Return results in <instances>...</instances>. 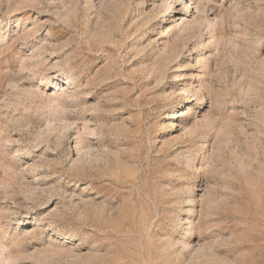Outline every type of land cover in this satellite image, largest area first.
I'll return each instance as SVG.
<instances>
[{
    "label": "rangeland",
    "instance_id": "374dc122",
    "mask_svg": "<svg viewBox=\"0 0 264 264\" xmlns=\"http://www.w3.org/2000/svg\"><path fill=\"white\" fill-rule=\"evenodd\" d=\"M0 264H264V0H0Z\"/></svg>",
    "mask_w": 264,
    "mask_h": 264
},
{
    "label": "bare ground",
    "instance_id": "6f19581e",
    "mask_svg": "<svg viewBox=\"0 0 264 264\" xmlns=\"http://www.w3.org/2000/svg\"><path fill=\"white\" fill-rule=\"evenodd\" d=\"M170 7H171V3H170ZM103 100H104V99H103ZM178 116H179V114H175V115H174V117H178Z\"/></svg>",
    "mask_w": 264,
    "mask_h": 264
}]
</instances>
